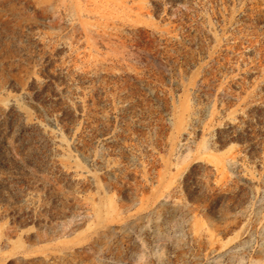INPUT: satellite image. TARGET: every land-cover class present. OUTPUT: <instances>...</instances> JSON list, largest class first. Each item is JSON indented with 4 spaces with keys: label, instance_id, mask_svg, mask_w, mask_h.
Listing matches in <instances>:
<instances>
[{
    "label": "rangeland",
    "instance_id": "rangeland-1",
    "mask_svg": "<svg viewBox=\"0 0 264 264\" xmlns=\"http://www.w3.org/2000/svg\"><path fill=\"white\" fill-rule=\"evenodd\" d=\"M0 264H264V0H0Z\"/></svg>",
    "mask_w": 264,
    "mask_h": 264
},
{
    "label": "bare ground",
    "instance_id": "bare-ground-1",
    "mask_svg": "<svg viewBox=\"0 0 264 264\" xmlns=\"http://www.w3.org/2000/svg\"><path fill=\"white\" fill-rule=\"evenodd\" d=\"M109 206H112V203H109Z\"/></svg>",
    "mask_w": 264,
    "mask_h": 264
}]
</instances>
